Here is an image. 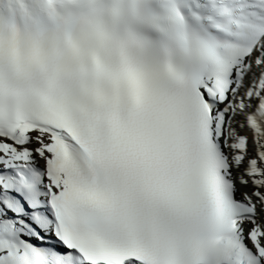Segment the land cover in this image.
<instances>
[{
    "label": "snow or ice",
    "instance_id": "obj_1",
    "mask_svg": "<svg viewBox=\"0 0 264 264\" xmlns=\"http://www.w3.org/2000/svg\"><path fill=\"white\" fill-rule=\"evenodd\" d=\"M0 264H264V0H0Z\"/></svg>",
    "mask_w": 264,
    "mask_h": 264
}]
</instances>
